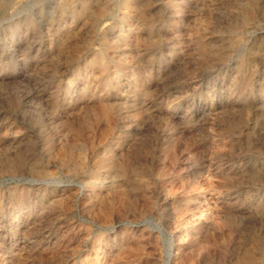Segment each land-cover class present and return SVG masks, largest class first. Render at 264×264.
<instances>
[{
  "label": "rangeland",
  "instance_id": "1",
  "mask_svg": "<svg viewBox=\"0 0 264 264\" xmlns=\"http://www.w3.org/2000/svg\"><path fill=\"white\" fill-rule=\"evenodd\" d=\"M0 264H264V0H0Z\"/></svg>",
  "mask_w": 264,
  "mask_h": 264
},
{
  "label": "bare ground",
  "instance_id": "2",
  "mask_svg": "<svg viewBox=\"0 0 264 264\" xmlns=\"http://www.w3.org/2000/svg\"><path fill=\"white\" fill-rule=\"evenodd\" d=\"M168 253H169V252L167 251V253H166L167 256L169 255Z\"/></svg>",
  "mask_w": 264,
  "mask_h": 264
}]
</instances>
